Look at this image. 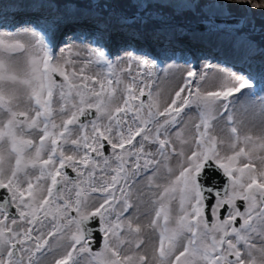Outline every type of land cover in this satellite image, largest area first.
I'll return each mask as SVG.
<instances>
[{
  "label": "snow or ice",
  "instance_id": "6c2138e0",
  "mask_svg": "<svg viewBox=\"0 0 264 264\" xmlns=\"http://www.w3.org/2000/svg\"><path fill=\"white\" fill-rule=\"evenodd\" d=\"M88 51L94 61L69 71L76 61L57 56L30 24L0 36V264H264V156L254 155L264 138L241 134L234 119L238 106L264 117V66L224 71L212 88L206 71L190 68L161 108L143 79L151 72H138L139 84L131 76L147 59L125 49L127 67L117 68L102 47ZM93 62L105 75H85ZM192 108L191 146L177 149L170 130ZM218 116L227 141L211 131ZM213 168L223 185L206 183ZM142 175L158 190L145 226L156 234L150 251L129 213Z\"/></svg>",
  "mask_w": 264,
  "mask_h": 264
},
{
  "label": "rangeland",
  "instance_id": "374dc122",
  "mask_svg": "<svg viewBox=\"0 0 264 264\" xmlns=\"http://www.w3.org/2000/svg\"><path fill=\"white\" fill-rule=\"evenodd\" d=\"M21 1L23 2H14L13 5L12 3H9V7L5 6L0 11V36H2L5 32L15 34V32L21 26H28L30 24L31 27L35 28L37 32H43L46 42L49 43L50 47L54 48L55 54L57 56H62L63 59L66 60L76 61L75 65L68 66L69 71H71L72 67H75L78 71L80 67L84 66V61L90 59L94 61L95 58L89 56L88 50L91 48L100 47L105 50L108 58L113 62V64L117 65V68H126L127 54L125 52V49H130L132 51V54L138 59H147L149 61V66L145 69H139L138 65L136 63H133L130 69L131 76H135L136 83L139 84L141 82V76H138L137 73L141 72V74L143 75L151 72V76L143 75V79L145 81H151V88L154 93L159 92L161 108L165 106V102L172 98L174 92L183 83L186 73L190 68L194 67L197 69V71H206L209 74L207 78L208 84L206 87L212 88L216 84V77L224 71L231 70L239 74L249 69L258 71L257 69H259L261 66H264L263 58L261 57V55H258V52L256 51L257 48H252L254 43L253 39H251V37L247 35H254L255 32H259L264 35V22H256L257 16L259 18V21L264 20V0H246V10L249 11L248 8H250V10H253V12L252 15L247 14L248 16H242L243 21L241 23V27L238 29L241 32H237L236 30H225L222 32H217L215 34L220 36V38H216V40L215 38H213L212 34L192 29L191 25H196L194 26L196 27V29H210L213 24L210 18L212 16H230V12L226 9V2L232 3L236 0H123L131 6L128 10L119 7L118 5L121 4L115 3L114 0L113 4H111L110 0H104L105 2H100V5H105L103 6V9L105 11L107 10V6H110L112 8V5L120 10L126 11L123 14L131 17V21H139L144 24L146 23L144 21L148 19L158 22L155 24H157L161 28L159 29L158 33H156V37H151L147 33H144L143 35H139L136 32L130 33L128 30L124 29H117L115 31H112V33L110 34H107L103 28L104 26L102 27V25L99 24L98 21L93 23L91 27L89 23H85L83 27L75 29L74 27L77 26L75 25L73 27H70L68 31L60 32V36H58L59 34L56 30L57 21H55V23L53 24L50 32H47L43 28L45 22L42 21L45 20L49 25H51L52 23L50 22V20H47L49 18L48 13L43 12L45 16L39 15V17H24V15H28L27 12H29L25 11L26 5L38 6V4H40L39 0ZM89 1L97 3L98 0ZM199 2H202L201 5L198 4V7L201 6L199 12L205 14V16L196 18L195 24H188L187 26H189V28L185 32V29L180 28L179 25H160L167 24L168 22L166 21L169 17L167 16L166 19H163V14H155V8L166 9L164 7L172 8L173 10L175 9L178 11L185 10L188 12H195L197 11L195 10V5ZM255 4H259L261 5V7H252V5ZM88 5L89 4L87 3L86 6ZM8 9H10V11ZM257 10H259V12H257ZM69 11L73 12L72 16L74 17L71 16L72 19L77 18V15L79 16V20L83 19V21H89L90 19L89 16L85 14V12L72 5H64L60 12L66 14ZM144 12L149 15H147L146 13L144 14ZM90 14H92V11H90ZM16 15L19 16L15 18ZM119 17L124 18L121 15H119ZM54 18H56V16ZM68 18L69 13L66 14L65 21ZM205 18H207V20ZM162 20H164V22H162ZM186 32L191 33L190 37L192 35L193 37H195L197 34L199 35L203 33L209 36L211 35L212 40L225 52L220 50H213V48H210V45L207 44V41H205L204 38H198L200 39V43H195L192 41V39L196 40V38H180V42L183 41V45L186 46L184 48L186 49H184L182 45H176L178 43V39H174L173 41V38L185 36L184 34H186ZM243 32L246 34L244 35ZM122 35L124 36L121 37ZM127 36H131L129 40H127ZM119 37H121V39L123 38V41H120ZM132 37H140V41H142L139 44L138 42H136L134 49L131 48L132 46L130 44H127V42L124 41H137L136 38ZM55 38L58 39H56L55 41ZM105 38H107L106 41ZM196 41L198 42V40ZM62 49L65 50L63 53L61 52ZM69 49L71 51H68ZM258 51H260V49ZM77 52H79V55H76ZM231 58L233 59V62H231ZM244 60L246 64H244ZM258 60L263 62L261 63ZM238 62H241L240 66L237 64ZM207 65H210V67H206ZM105 72L106 70L104 66L97 65L94 62L89 63L85 68V75L100 74L101 76H103L105 75ZM120 75L122 76L125 83L131 80V76H129L128 72L120 73ZM56 79L60 81L62 78L57 76ZM123 87V84L119 86L117 91L118 96L121 94L120 90H122ZM21 103L23 104V101H21ZM181 117H183L181 123L177 124L176 128L170 130L173 134L171 138L175 143L177 149H180L182 147L185 151H188L189 147L191 146L192 137L195 135L194 125L196 123H199V116L196 109L192 108L185 109L184 113H181ZM234 119L235 121L239 122L238 127L241 134L250 133L251 135H253V137L264 138V117L261 116L258 106H238L235 110ZM212 124L214 125V127L213 129H211V131H213L217 137L227 141L229 138V134L227 128L225 127L227 124L226 118L218 116L217 119L212 122ZM177 131L180 132V137H177L175 135ZM181 139H187L189 143L181 144ZM257 143H259V141H257ZM224 150L228 151L226 145ZM254 155L264 156V151L258 149ZM168 163L169 166L176 169L177 158L174 157ZM253 163L257 167V169L261 167V161L259 159H254ZM166 175V170L162 168L159 176L161 183L167 182ZM137 179L139 180V182L133 184L131 195V201L134 207L133 209L129 210V213L133 216V223H139L141 225L142 237L145 240V245L143 247L150 251L153 247L154 241L156 240V234L153 233L152 229L145 226L148 225L153 218L154 205L152 204V199L153 194L158 190L154 187L150 189L149 182L144 178L143 175L138 177ZM117 195H119V193H117ZM172 207L173 210L178 209V198L173 202ZM137 216L139 217L138 220L136 219Z\"/></svg>",
  "mask_w": 264,
  "mask_h": 264
},
{
  "label": "trees",
  "instance_id": "16d2710c",
  "mask_svg": "<svg viewBox=\"0 0 264 264\" xmlns=\"http://www.w3.org/2000/svg\"><path fill=\"white\" fill-rule=\"evenodd\" d=\"M9 0H2V4H0V6L2 7L6 2H8ZM55 4H57L58 8L61 6L60 4L64 1H67V2H72L74 4H77V5H82V6H85L87 3L92 5L94 8L97 9V14L95 15V17L98 19V22L99 24H101V19H103L107 14H108V17H106L104 19L105 21V29H108L109 26L111 27H115V28H120V27H126L128 29H132V28H137V30H139L140 27H143L144 30H146L147 32H149L151 34V36H155L157 35L156 33H158V31L156 29L159 28V26L155 23H158V22H155L153 20H145L144 22L146 23H142L139 22V21H132L131 24H128V23H125V24H121L120 26L119 25H116V20L119 19L118 15H116L114 13V11L111 9L110 6H107V10L105 11L103 9V6H105L104 4L100 5V2H105L104 0H98L97 3H93L92 1H89V0H53ZM113 1V0H112ZM246 0H236L232 3L230 2H226V9L227 11H229V15H240V16H243V15H246V14H251L252 15V12L253 10H250V8H248L249 11L246 10L245 6L247 7L246 3H245ZM10 2V1H9ZM92 2V3H91ZM115 3H118V4H121V5H118L119 7H121L122 9H129V7H131L129 4H127L126 2H124L123 0H114ZM202 2H199V3H196V7H195V12H188V11H185V10H173L172 8H168V7H164L166 9H162V8H155V14L156 15H162V18L163 19H166L167 16L169 17L168 20L166 22H170V23H173V22H182V23H185V24H189L191 22H194L196 21V18L198 17H201V16H205V14L203 13H200L199 10L201 8V6L198 7V4L201 5ZM163 7V6H162ZM103 10H102V9ZM46 10H48L46 8ZM257 12H259V10H257ZM146 12H144L145 14ZM147 14V13H146ZM149 15V14H147ZM152 16V15H150ZM255 16V14H254ZM256 22L257 23H263L264 20H260L259 21V18L258 16L256 17ZM162 22H164V20H162ZM149 24H152V25H149ZM160 24V23H159ZM160 25H163V24H160ZM104 26V25H103ZM237 32H241L240 30H236ZM140 32V31H139ZM142 33V32H141ZM249 37H251V39H253L254 43H255V47L256 48H259L260 51H257L258 52V55H261V57L263 58L264 60V35L262 33H259V32H255V34H247Z\"/></svg>",
  "mask_w": 264,
  "mask_h": 264
},
{
  "label": "bare ground",
  "instance_id": "6f19581e",
  "mask_svg": "<svg viewBox=\"0 0 264 264\" xmlns=\"http://www.w3.org/2000/svg\"><path fill=\"white\" fill-rule=\"evenodd\" d=\"M25 11H29V12H27V14L28 15H24V17L25 18H30V17H33V16H37V17H39V15L40 16H45V14L43 13V12H46V13H48L49 14V11L48 10H46L44 7H42V6H35V5H33V6H31V5H26V9H25ZM22 14V13H21ZM30 14H34V15H30ZM72 14H73V12H69V18L64 22V24L67 26L71 21H72V18H71V16H72ZM20 15V14H19ZM19 15H16L15 16V18L16 17H18ZM19 19V18H18ZM81 20V21H80ZM79 20V16L77 15V18H75V19H73V21L75 22L74 24L75 25H77V26H79V25H81V24H85L87 21H83V19H80ZM83 21V22H82ZM75 25H72L71 27H73V26H75ZM90 26H92V25H90ZM87 27H89V26H87ZM187 28H189V26H187ZM68 29H70V27L68 28ZM67 29V30H68ZM85 29V28H84ZM112 31H115V29L117 30V29H124V30H128L130 33L132 32H136V33H138L139 35H143L144 33H141V32H139L137 29H135V28H132V29H128V28H126V27H120V28H115V27H112ZM210 29H212V27L210 28ZM91 30V29H90ZM105 30V29H104ZM112 31H110V32H107L106 30H105V32L108 34H110V33H112ZM190 34L191 33H189V32H186V34H184L185 36H182V37H179V38H176V37H174L173 38V41H174V39H178V43L176 44V45H182V47L184 48L185 47V45H183L184 43H183V41L182 42H180V38H196V40H198V42L196 41V40H194V39H192V41L193 42H195V43H200L199 41H200V39H198V38H204V40L205 41H207V44H209L210 45V48H213V50H223L221 47H219L217 44H215V43H213L212 42V37L211 36H209V35H207V34H197L195 37H193V35L190 37ZM193 34V33H192ZM201 35V36H200ZM124 35H122L121 37H123ZM121 37H119V39H120V41H123V38L121 39ZM128 37V39L127 40H129V38L131 37V36H127ZM214 38H215V40H216V38H220V36H218V35H214L213 36ZM132 38H138V39H141L140 37H132ZM137 39V40H138ZM160 39V38H159ZM163 39V38H162ZM166 39H168V38H166ZM127 40H124V41H126V42H131V43H136V41H134V40H131V41H127ZM184 40V39H183ZM177 41V40H176ZM228 41V40H227ZM202 42V41H201ZM229 42H231V41H229ZM187 43V42H186ZM139 44V43H138ZM230 44V43H229ZM141 45V44H140ZM174 45H175V43H174ZM173 45V46H174ZM206 45V44H205ZM234 46V45H233ZM197 47H199V46H197ZM180 48V47H179ZM234 48V47H233ZM184 49H186V48H184ZM227 49V48H226ZM182 50V49H181ZM224 51V50H223ZM215 52V51H214ZM228 52V51H227ZM229 54V53H228ZM215 55V54H214ZM220 55V54H219ZM234 55V54H233ZM240 55V54H239ZM231 60H232V62H233V59L231 58Z\"/></svg>",
  "mask_w": 264,
  "mask_h": 264
},
{
  "label": "water",
  "instance_id": "95a60500",
  "mask_svg": "<svg viewBox=\"0 0 264 264\" xmlns=\"http://www.w3.org/2000/svg\"><path fill=\"white\" fill-rule=\"evenodd\" d=\"M122 16L126 18L127 17L124 14L121 13ZM210 20H212V29H236L241 27V23L243 21V18L241 17H235V16H229V17H211ZM206 173L208 176V180L206 183H211L212 181H216L218 185H223L226 182V177L223 176V174L217 170L213 169H206ZM238 203H243L241 201H238Z\"/></svg>",
  "mask_w": 264,
  "mask_h": 264
}]
</instances>
